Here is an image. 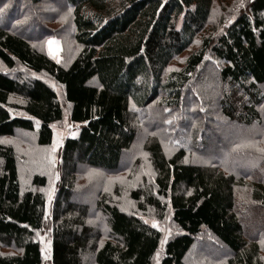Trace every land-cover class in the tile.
<instances>
[{
    "label": "trees",
    "instance_id": "obj_1",
    "mask_svg": "<svg viewBox=\"0 0 264 264\" xmlns=\"http://www.w3.org/2000/svg\"><path fill=\"white\" fill-rule=\"evenodd\" d=\"M240 1L215 11L221 0H0V244L14 251L0 264H44L35 234L46 230L51 264H154L162 235L146 219L170 212L176 234L160 264H189L200 237L230 251L225 264H264V0ZM50 37L64 63L48 55ZM188 104L203 110L186 120ZM67 110L78 135L62 149L48 217L47 177L24 188L26 158L8 139L35 133L50 147ZM233 127L242 136L225 146ZM191 146L228 161L186 162ZM134 154L151 177L111 189ZM81 166L108 176L78 183ZM76 189L105 191L91 210L71 202Z\"/></svg>",
    "mask_w": 264,
    "mask_h": 264
},
{
    "label": "rangeland",
    "instance_id": "obj_2",
    "mask_svg": "<svg viewBox=\"0 0 264 264\" xmlns=\"http://www.w3.org/2000/svg\"><path fill=\"white\" fill-rule=\"evenodd\" d=\"M50 1L52 0H45ZM240 0H221L216 7L218 9H215V11H222L219 10L220 7L225 6V8H234V6H237V3H240ZM214 22H210V24H213ZM36 32V31H35ZM27 34V33H26ZM33 34V33H32ZM31 34V35H32ZM54 41V42H52ZM51 42V43H50ZM63 41L58 37H50L46 41V50L48 55L53 58L54 60L64 63L67 60V57H65V51L63 46ZM64 53V54H63ZM51 85V84H50ZM57 92V94L60 96V98L63 100L64 98V92L63 90L55 85H51ZM190 98V95H189ZM194 110L201 111V109L198 106H190L189 104L186 106V111L190 113V116L184 115L183 118L188 120L189 118L195 117ZM136 117L141 118V115L133 114ZM69 111L67 110V114L64 117V120L53 126L54 129V141L52 146L43 148L39 147L36 144L37 135L35 133H17L16 136H14L11 139H8V141L18 145V151L19 154L24 156L26 158L23 160L21 165V173H20V180L23 183L24 188H30V182L32 178L36 175L47 177L48 179V185L46 188L42 189L46 200H47V216L49 217L50 214L53 212L54 204L56 202V199L58 198L59 194V184L62 183V173H63V164H62V149L64 147V144L66 140L69 138H74L78 135V128L77 126L73 125L70 122V119L68 118ZM152 118L148 116V120L151 121ZM149 122V121H148ZM142 123H145L142 121ZM144 129V128H142ZM182 133H184L183 130H181ZM220 131V130H217ZM259 130H255L257 132ZM241 131L238 128L233 127L231 130H227V135L223 137L222 143L226 146L233 138H236L238 136H242ZM260 133V132H258ZM201 135L209 136L210 131L205 128L202 130ZM248 136V135H245ZM202 137V138H203ZM183 140V139H182ZM55 142V150L53 151V145ZM183 142V141H181ZM142 143V142H141ZM178 143V141H176ZM140 146V145H139ZM204 145H201V147ZM199 147V146H198ZM205 147V146H204ZM193 150V154L187 158L186 162H190L193 164L196 163H207L212 160L222 159L224 162L228 161V154H224V150L222 151L221 157H215V156H204L201 153H196L194 148L190 147ZM137 150H139L137 148ZM165 151L167 155L172 156L175 149L172 148L170 145H165ZM145 157V156H143ZM143 157H138L135 154L132 155V159L138 160V165L134 166L132 162H130L131 156L126 157V164L125 168H123V172L120 174H117L113 177H109V180L112 181V185L110 186L111 189L115 188L114 186L119 182V185L126 184L129 188L128 191L135 187L138 183L137 180L140 177L150 178L152 173L149 171V166L146 164L145 161L142 159V162H140V159ZM23 157H20V160L24 159ZM140 162V165H139ZM131 168L137 169L136 177H129L128 169ZM111 175V174H110ZM75 176H78V183L82 181L84 184H87L90 182V180L103 178L108 176L105 172L101 171H92L87 170L81 166L78 170ZM99 191H105V189L98 190L94 196L92 194H83L80 193L81 191L79 189H76L77 196L76 198H73L71 202H77L82 206H91V210L94 208V202L96 195ZM128 192H124L123 195L118 196L116 200H121V207L125 209L126 211L131 210L132 205L128 202L129 196L127 195ZM97 220H99V217H96ZM150 224H153V222L156 223L157 228L162 235V240L164 241L163 244L161 243L160 250L155 258L154 264H160L161 259L164 256L165 247L166 244L175 236L176 234V226L173 222L171 212L169 215H166L165 219L162 221H158L155 217L150 216L146 219ZM101 228L105 230V226H103V222L101 221ZM35 240L39 241L41 243V249H43V255H44V264H51V253H52V245H51V239L50 235L48 233V230H46L43 233H36L35 234ZM205 240L208 242V244L205 242ZM211 244L212 248H211ZM6 252H14L13 250H10L3 244H0V253H6ZM226 255H230V251L224 250L221 245L217 242H213L209 238H203L200 237L199 240H197V243L193 249V251L188 255V263L189 264H225V258Z\"/></svg>",
    "mask_w": 264,
    "mask_h": 264
},
{
    "label": "snow or ice",
    "instance_id": "obj_3",
    "mask_svg": "<svg viewBox=\"0 0 264 264\" xmlns=\"http://www.w3.org/2000/svg\"><path fill=\"white\" fill-rule=\"evenodd\" d=\"M52 42H54V41H52ZM51 43V42H50ZM55 150V142H54V145H53V151ZM262 151H264V150H262ZM146 223H147V221H145ZM152 226L153 227H157V225H156V223L155 222H153V224H152ZM163 240L161 241V243L163 244ZM42 251H43V249H42Z\"/></svg>",
    "mask_w": 264,
    "mask_h": 264
}]
</instances>
